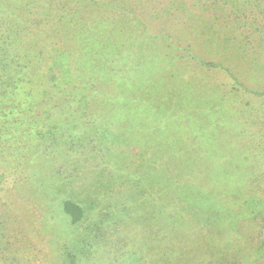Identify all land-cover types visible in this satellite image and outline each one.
Listing matches in <instances>:
<instances>
[{
    "label": "rangeland",
    "instance_id": "rangeland-1",
    "mask_svg": "<svg viewBox=\"0 0 264 264\" xmlns=\"http://www.w3.org/2000/svg\"><path fill=\"white\" fill-rule=\"evenodd\" d=\"M41 1L0 0L63 90L0 109V264H264V0Z\"/></svg>",
    "mask_w": 264,
    "mask_h": 264
},
{
    "label": "trees",
    "instance_id": "trees-1",
    "mask_svg": "<svg viewBox=\"0 0 264 264\" xmlns=\"http://www.w3.org/2000/svg\"><path fill=\"white\" fill-rule=\"evenodd\" d=\"M36 1V3L38 4V1L41 0ZM213 3L219 4V0H213ZM2 4L3 6H7L8 3L2 2ZM35 14L36 13L32 14L33 17L37 15L38 18L35 27L40 26L42 21H48L47 18L41 17L40 14ZM6 16H10V14H7ZM10 17L6 18L5 20L8 25L4 26L3 24L1 26V29L3 31L0 32V109L2 111L1 115L3 114L5 109L10 107V104L12 103L20 106H30L31 108H35L40 105V100H42V104H50L51 102L56 101L57 96L55 94V89L59 88L58 79L62 78L59 71L55 67L49 68L47 70L49 73L47 77L49 85H47L46 83H44V80H41V76H37L35 71L39 68V66L43 65L45 58L47 57L48 50L50 55L51 52H55L58 49L57 46L49 47V45L47 44V41L50 39L51 36L57 37V31L53 32L51 36L48 33L43 43L37 40L35 42L34 40H23V37L21 35L23 31L22 27L20 26V23L23 22L22 18L20 16L18 18L14 16V18L10 19ZM25 21H27V19ZM25 41H27V43ZM30 42L34 44L33 55L31 56L28 53L31 47ZM69 46L70 45H68L67 43H64L62 45L61 50L63 53L59 55V60L63 61L56 64V66H64V55L69 54L72 50L67 48ZM59 56L54 53V56L50 57L54 58V60L50 63H55L56 58H58ZM201 62L204 65L218 66V63L216 62ZM68 70H65V67L62 69V71H64L65 73L68 72ZM243 89L245 88L243 87ZM60 91L63 92V90ZM68 97H66V101L70 102V100L67 99ZM5 104L8 105L3 106ZM6 116L8 115H3V117ZM15 119L17 120V118ZM25 131L27 130H24V132ZM0 173H2V171H0ZM167 180L169 181L170 185L175 182L174 176H167ZM254 204L258 209L261 207L260 211L263 210L262 207L264 204V200L263 202H261L258 199V201L254 202ZM62 211L65 215L69 216L70 221L72 223L80 221L84 216L83 207L79 203L71 199L63 200ZM260 214H262V211ZM262 246H264V241H262ZM259 250H261L260 246Z\"/></svg>",
    "mask_w": 264,
    "mask_h": 264
}]
</instances>
